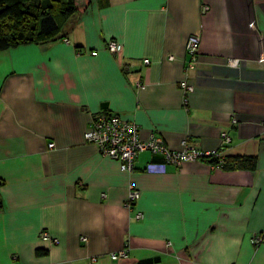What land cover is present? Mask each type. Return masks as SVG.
<instances>
[{
  "label": "crops",
  "instance_id": "crops-1",
  "mask_svg": "<svg viewBox=\"0 0 264 264\" xmlns=\"http://www.w3.org/2000/svg\"><path fill=\"white\" fill-rule=\"evenodd\" d=\"M110 40L120 54L105 51ZM99 110L173 152L185 141L217 151L227 132L223 155L255 169L144 152L122 173L84 140ZM130 183L140 197L129 211ZM0 194V264H264V240L250 242L264 231V0L81 1L55 38L0 52Z\"/></svg>",
  "mask_w": 264,
  "mask_h": 264
},
{
  "label": "built area",
  "instance_id": "built-area-1",
  "mask_svg": "<svg viewBox=\"0 0 264 264\" xmlns=\"http://www.w3.org/2000/svg\"><path fill=\"white\" fill-rule=\"evenodd\" d=\"M65 44H68L67 40H64ZM200 38L197 35H191L185 45L186 62L184 74L185 78L179 83V88L183 92V96L186 97L193 91V85L190 84L188 79L189 72L195 71L198 64ZM105 51L110 55H118L122 51V45L114 40H110L105 44ZM90 56H97V52L93 51ZM168 61H173L174 58L169 56ZM258 64H262L260 59ZM144 65H148L149 61L144 60ZM226 66L231 69H236L240 66V61L237 59H229ZM128 67L125 70L128 71ZM137 88L141 87V83L136 82ZM186 102V99H185ZM231 125L236 124L235 119H231ZM84 140L88 143L94 144L102 157H105L118 164L122 173H131L134 170V160L137 155L150 152L154 155H160L163 158L165 165L179 166L184 162H198L207 161L210 159H217L220 163L224 160V151L230 145L231 139L227 132H222L221 147L217 151H201L186 141L182 143V149L177 152L170 151L162 141V139L156 135H152L147 141L140 142L138 140V127L133 122H129L120 116L104 112L99 110L92 116L90 126L84 133ZM54 145L51 143L48 145L49 149H52ZM127 199L125 201V208L129 211L133 209L135 202L139 199L140 193L133 183H130L127 187ZM135 221L143 219V214L139 211L133 215ZM39 239L48 241L51 245H55L58 241L52 238L48 232L41 231L39 233ZM264 240V231L257 235H254L251 239V245L257 246ZM127 249H123L116 254H111L110 259L112 261L125 259L127 257Z\"/></svg>",
  "mask_w": 264,
  "mask_h": 264
},
{
  "label": "trees",
  "instance_id": "trees-1",
  "mask_svg": "<svg viewBox=\"0 0 264 264\" xmlns=\"http://www.w3.org/2000/svg\"><path fill=\"white\" fill-rule=\"evenodd\" d=\"M81 1L93 0H0V52L55 38ZM206 162L221 169H255L253 157L226 156L222 163L217 159Z\"/></svg>",
  "mask_w": 264,
  "mask_h": 264
}]
</instances>
